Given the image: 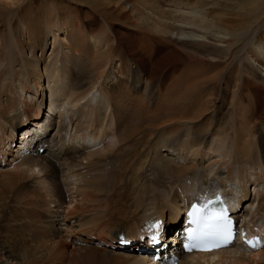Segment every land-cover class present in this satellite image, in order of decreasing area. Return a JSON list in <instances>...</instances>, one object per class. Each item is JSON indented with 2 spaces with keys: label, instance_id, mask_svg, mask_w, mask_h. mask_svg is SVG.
Segmentation results:
<instances>
[{
  "label": "bare ground",
  "instance_id": "bare-ground-1",
  "mask_svg": "<svg viewBox=\"0 0 264 264\" xmlns=\"http://www.w3.org/2000/svg\"><path fill=\"white\" fill-rule=\"evenodd\" d=\"M57 1L51 0V4L49 0H16V10L21 9L18 19L13 29L7 26V35L0 36V153L3 154L6 145L12 144L9 140L13 139L14 132L18 129L22 132L26 123V129L30 126L33 129L30 127L21 134L25 142L14 151L15 156L33 144L36 149L39 144H48L46 153L20 159L13 170L0 168L3 186L0 192V264H65L68 258L74 261L80 252L90 256L100 254L104 264H155L134 253L121 252L112 243L120 232L131 231L128 223L132 228L141 212H157L169 222L177 217L183 196L187 198L195 190L196 181L203 178L197 170L198 158L208 161L209 154L216 155L220 151V147L209 144L211 133L201 131L198 126L192 127L197 119L204 121L206 113H201L215 107L216 113L210 112L211 118L218 113L229 115V121L234 119L228 138L231 163L221 162L225 176L218 179L219 183L235 181L240 188L236 198L240 204L243 201L247 204L249 186L256 188L263 181L259 174L251 182L250 170L264 169V102L260 109H237L238 105L232 100L235 95L242 94V99L251 103L248 92L255 90L256 85L247 73L255 76L257 70L264 100V36L254 39L257 30L264 27V0H250V6L245 7L247 18L239 26L233 17L216 16L220 7L217 0H156L155 4L151 0ZM25 2L26 10L23 9ZM63 2L73 9L62 7ZM221 6L227 7L226 3ZM207 12L214 15L210 20ZM73 13L76 16H71ZM116 17L130 22L131 27L118 29L108 22L109 32L100 38L110 46V55L120 58L115 66L117 70L113 69L108 76L109 87L100 84L102 86L97 88L106 98L109 111L102 113L97 106L88 109L91 125L86 127L92 137L115 138V143L82 155L71 147L66 148L65 144L61 146L62 128L58 122L53 135L46 134L41 139L39 135L46 132L52 123L50 117L55 115L52 109L57 100L55 96L70 97L78 104L84 98L81 90L89 85L95 87L110 68L105 54L93 52L86 39H93L90 34L98 31L104 21ZM53 26L56 28V33L53 32L55 42L58 35L63 36L53 47L56 49L53 53L57 52L54 59H58V53L62 56L61 69L56 65L52 67L53 58L46 65L41 58L49 33L46 30ZM250 35L244 48L257 46L243 59L245 68L239 72L233 50ZM39 52L40 57L37 56ZM126 60L135 64L138 75L143 76L136 82L142 81L146 95L152 92H163L162 96L166 92L178 94L168 99L162 97L163 101L157 99L151 109L145 104L141 91L133 88L128 91L127 83L117 86L128 67V63L124 67ZM202 63L205 64L200 66ZM222 63L224 65L220 66ZM205 66H213L210 68L215 70L212 75ZM98 71L99 78H86ZM43 72L49 84V113L45 115L49 116V123L38 116L41 99L46 98L42 87ZM22 94L30 95L27 96L30 100L24 99ZM20 111L23 114H18ZM108 112L111 119L106 121ZM79 113L83 117L86 114L82 110ZM16 117L20 120L15 128ZM77 124L72 128L74 131L78 130ZM7 131L11 132L10 137ZM184 131L185 139L181 140L179 134ZM255 138L257 148L252 147ZM169 145L185 162L159 155L161 149L170 148ZM50 153L55 155L54 159ZM111 155L115 156L114 160L109 159ZM11 163L8 161V165ZM73 164L78 167L74 173L75 189L70 195H64L60 184H56L58 170L69 172ZM108 165L115 170L113 175L103 170ZM153 168L155 171L151 172ZM84 175L86 177L81 178ZM35 178L39 179L38 186L32 182ZM182 178L184 183L180 185ZM175 186L180 191L170 190ZM251 192L253 199L248 204L249 209L256 204L251 214L260 210L264 216V190ZM245 212L244 208L243 217ZM93 236L97 242H91ZM76 240L84 244L77 246ZM181 264H264V250L245 254L239 246H234L218 254L183 256Z\"/></svg>",
  "mask_w": 264,
  "mask_h": 264
},
{
  "label": "rangeland",
  "instance_id": "rangeland-1",
  "mask_svg": "<svg viewBox=\"0 0 264 264\" xmlns=\"http://www.w3.org/2000/svg\"><path fill=\"white\" fill-rule=\"evenodd\" d=\"M56 2H58L57 0H55ZM152 1V2H151ZM150 2L151 3H154L155 4V2H156V0H151ZM218 2H219V9L218 10H216V16L217 15H219V14H225V15H227L229 18H232L233 17V19L237 22V25L239 26V24H240V22L242 21V20H245L246 18H247V15H246V13H245V11H247V9L245 8L246 6H250V4H251V1L250 0H217ZM11 2V3H10ZM49 2L52 4V2H51V0H49ZM2 3H4V4H2ZM13 3V4H12ZM226 3V5H227V7H222L221 5L222 4H225ZM26 2L24 3V7H23V9L24 10H26ZM51 4H50V6H51ZM22 6V5H21ZM65 7V8H72L73 9V6H68V4L66 3V2H63L62 3V7ZM78 7V6H77ZM79 8V7H78ZM63 11V10H62ZM20 12H21V9H18V10H16V0H5V2H0V36H2V35H7V33H8V27L7 26H9L11 29H13L14 28V24H15V21L18 19H16V17L17 16H19V14H20ZM70 13V12H69ZM71 14V13H70ZM207 15V17H208V19L210 20V18H211V16H214L212 13H210V12H207L206 13ZM12 15V17H10ZM71 16H76L75 15V13H73ZM132 17V16H131ZM10 18V19H9ZM215 18V17H214ZM56 20H57V17L55 18ZM216 19V18H215ZM131 20H133L132 18H131ZM108 22H110V23H114L115 24V26L118 28V29H120V28H122V29H126V28H130L131 27V23L130 22H124L123 20H121V19H117V17L116 18H113L112 19V21L111 20H107V21H104L103 23H102V27L98 30V31H96L95 33H93V35H89V36H91V37H93V39H86V41H87V45L90 47V48H92V50H93V52H99V53H104L105 54V58H106V60H108L109 61V67L110 68H108L105 72H104V75H103V77L101 78V83H100V81L99 82H97L96 84H94L95 85V87L94 86H92V85H89V86H87V87H85L84 88V90L82 89L81 90V92H84L83 94H84V98L82 99V100H80V102L78 103V104H75L73 101H72V98L70 99V97H59L58 95H56L55 96V98L57 99L53 104H52V109L53 110H55L54 112H55V115L53 116H51L50 117V119H51V122L52 123H50L51 125H50V127L46 130V132H43L44 134L46 133L47 135H53V133L56 131V127L58 126V125H56V123L58 122V123H60L59 124V126L62 128V130L64 131L65 130V125H63L62 124V122H61V117H62V115H63V111L66 109V112H68V114L69 113H71V115H76V113H77V117H75L74 119H72L70 116H69V120H70V123H71V128H73L74 126H75V124H76V122H78V124H77V129L78 130H80L79 132H78V130H73L74 132H76V133H80L81 132V130L82 129H86V127L87 126H89V125H91V119L87 116V113L89 112L88 111V109L89 110H91L92 108H94V107H100L101 108V112L103 113H106L107 111H109V107H108V104H107V101H106V98L104 99V98H101L100 99V96L99 95H101V97H103L102 96V93H99L98 94V87H101L102 85H107L108 87H109V85L110 84H108V81H107V79L109 78L108 76L111 74V73H113L112 72V70L114 69L115 71L117 70L116 69V64L117 63H120V58L119 59H116V57H115V55L114 54H111L110 55V53H111V51L109 50V45H107V43L106 42H104L102 39H100V38H103L105 35H107V32H109V29H108V27H107V23ZM136 22V21H135ZM134 22V23H135ZM85 26V25H84ZM86 30H87V28L86 27H84ZM54 29H56L55 28V26H53L52 27V29L50 30V28L48 27L47 28V35H46V40H45V42H46V45H45V49H44V51H43V54H42V60L44 61V64L46 65L47 63H49V62H51V58H53V61H52V63H51V65H52V67L54 66V65H56L57 66V68H59V69H61L60 67L62 66V63L60 62V60H61V54H59L58 53V55L59 56H57L58 57V59L56 60V59H54L55 58V53L57 54V52H54L53 53V51H55L56 49H54L53 47H54V43L56 44L58 41V39H60V38H62L63 36L62 35H58V37H57V39H56V42H55V40H54V33H56V32H54ZM127 30V29H126ZM54 32V33H53ZM62 34H63V32H62ZM258 35H260V36H264V27H261V28H259L258 30H257V33L255 34V36H254V39H257L256 38V36H258ZM4 36H2V37H4ZM251 36L252 35H250V36H246V37H244L240 42H239V45L238 46H236L235 47V49L233 50L234 51V54H233V59L235 58L236 60H237V65H238V71L240 72L241 71V69H243V68H245V65H244V62H243V59L246 57V56H248L249 55V52L254 48V47H256L257 46V44L255 45V46H250L251 48H249V46L245 49L244 48V46L245 45H248V40H249V38H251ZM259 36V37H260ZM90 38V37H89ZM101 41V43L99 42V41ZM90 41V42H89ZM95 42V43H94ZM264 42V41H263ZM60 52V51H59ZM37 56H39L40 57V52L39 53H37ZM56 57V58H57ZM51 59V60H50ZM234 59V60H235ZM55 60H56V63H55ZM198 61H203L202 59H197ZM58 61V62H57ZM126 63H128L127 64V69H126V71H125V74H124V76H123V79L121 78V80H118V82H117V86H118V83L120 84V86H122L121 85V83L123 84V83H125V85H126V83L128 84L127 86H128V91L130 90H132V88L133 89H135L136 90V92H139V91H141V93H143L142 94V98H143V100H144V102H145V104H149V107L152 109V107H153V105H152V103L153 104H155L156 103V100L157 99H159V98H164V99H168V98H171V97H175L178 93H176V92H166L163 96H162V94H163V92H152V93H147V95H146V93L144 92V85L142 84V81H141V83L139 84V82L137 83L136 82V79L137 78H143V76L142 75H138V74H140L138 71H137V67H136V65L135 64H133L132 62H129V61H127L126 60V62H125V64H124V67H125V65H126ZM203 64H205V63H202V64H200V66H203ZM50 65V66H51ZM224 64L222 63V64H220V66H223ZM114 67V68H113ZM123 67V68H124ZM213 66H210V68H212ZM210 68H207L206 66H205V70L208 72V74L209 75H212L213 74V72L215 71V70H210ZM41 69L43 70V66H41ZM257 72H258V70H257ZM256 72V73H257ZM97 73H99V71L98 72H96L95 73V75H93V74H88L87 76H86V78H90V77H92V76H94V77H97V78H99V74H97ZM255 73V76H253V75H251V74H249V73H247L248 75H249V77H250V81H252V83L254 84V85H256V89L255 90H251V91H249L248 92V96H250V98H251V103L249 102V101H247L245 98L244 99H242V94H240L239 96L238 95H235V99L234 100H232V102L233 103H236L237 105H238V107H237V109H260L261 108V104L264 102V100L262 99V91L259 89L260 87H259V84H258V76H257V74ZM76 74H79V72L76 70ZM242 75H244V72H242L241 73ZM137 76V77H136ZM120 81V82H119ZM136 83H135V82ZM65 84H67L68 83V80H65V82H64ZM111 84H112V82H110ZM135 83V84H134ZM47 84V85H46ZM100 84H102V85H100ZM49 84H48V82H47V79L45 78V74H44V72H43V79H42V87L44 88V93L46 94V98H45V96L43 97L44 98V100L43 99H41V101H42V108L44 107V108H46V106H47V112L45 111V113L43 114V116L45 117V115L47 114V113H49L48 112V108H49V97H48V94H49V91H48V86ZM52 85V83H50V86ZM89 87V88H88ZM47 88V89H46ZM183 89V88H182ZM88 93H86V92ZM55 92H57V90L55 91ZM136 92H134L133 91V94L134 93H136ZM78 94H79V92H78ZM86 94V95H85ZM187 94L189 95L190 94V91L189 92H187ZM22 96H24V99H27L26 98V96L24 95V94H22ZM29 98V97H28ZM161 99L162 101L164 100V99ZM90 99V100H89ZM27 101H29L28 99H27ZM226 102H227V99L225 100ZM35 103V102H34ZM39 103V102H38ZM81 103V104H80ZM89 105H88V104ZM94 105V106H92V105ZM60 105V106H59ZM76 105V106H75ZM88 106V108L86 109V110H83L84 108H80V107H84V106ZM91 105V106H90ZM107 105V106H106ZM77 106L80 108V109H78L77 111H76V108H77ZM244 106H246L247 108H244ZM39 109V111H38V116L40 115V117L43 119V117L41 116V111L43 110V109ZM149 108V109H150ZM221 109H225V107H222ZM79 110H82L84 113H86L85 114V116L83 117V115H80V113H79ZM44 111V110H43ZM86 111V112H85ZM34 112V111H33ZM212 112H214V113H216V110H215V107L213 108V109H211L210 111H207V112H203V113H201V114H205L206 113V115L204 116V121L202 122L201 121V119L200 120H196L195 121V124H193L192 125V127H196V126H198L199 127V129L201 130V131H203V132H209V133H211V137L209 138V144H213V146H215L216 148L217 147H220V151H219V153L218 154H216V155H214V154H207L208 156L207 157H209V159H208V161H207V158H206V161H202V163L204 162L205 164H206V166L208 167L207 169L209 170V171H211V170H213L214 168H216V166L218 165L217 164V161L218 162H221V156H223V158H222V160L224 159V158H226L227 156H226V153L228 154V138L231 136V133L232 132H230V127H231V123H233L234 122V119H232V118H230V121H229V119H227L228 117H229V115H227V116H220L218 113H217V116L216 117H212L211 118V113ZM18 114H23V111H20ZM32 115H33V113H32ZM106 115V114H105ZM87 117V118H86ZM47 120H48V123H49V116L48 117H45ZM109 119H111V114L109 115V112L107 113V118H106V121H108ZM19 120H20V118H17L16 117V121H15V123H14V126L13 127H17L18 126V122H19ZM198 124V125H197ZM31 125H32V123H31ZM20 126H21V124H20ZM19 126V127H20ZM18 127V128H19ZM24 127V126H23ZM22 127V128H23ZM96 130H99L98 128H95ZM19 131L21 130V129H18ZM17 130V131H18ZM48 131V132H47ZM83 133H85L86 131L85 130H83L82 131ZM7 133H8V137H10L11 135H10V133L7 131ZM185 131L184 132H182V133H180L179 135H181V137H182V139L181 140H184L185 139ZM188 134H190V132L188 133ZM208 136H209V134H208ZM178 138H180V137H178ZM7 138H5V140H6ZM89 140L88 142H90V144L92 143V147H88V144L85 142V140ZM10 141H12V139H10L9 140V142ZM23 142H25L24 140H22V143ZM82 142V143H81ZM96 142H98L97 143V147H95L93 144H95ZM78 143H80L79 144V146L83 149V150H85V151H82V149H78V148H76L75 146H69V145H64V143L61 141V146H65L66 148H70L71 147V149L72 150H75V151H78V153H80V154H86L87 152H94V151H96V150H99V149H101L103 146H105V145H107L108 143H111V144H114L115 143V138H108V139H106V140H103V139H99V136H95V137H92L90 134H89V136H82L81 137V140H80V142H78ZM77 143V144H78ZM209 146V145H208ZM254 146H256V148H257V140H256V138L255 139H252V147H254ZM122 147H124V145L122 146ZM224 153V154H223ZM161 154V152L159 153V155ZM162 155V154H161ZM53 157H55V155L53 156ZM211 157V158H210ZM114 158H115V156H114ZM114 158H113V155H111V157L109 158L110 160H114ZM200 158H198V160H199ZM211 159V160H210ZM213 159V160H212ZM197 160V161H198ZM210 161H213L212 163L210 162ZM80 162H85V160L84 161H80ZM203 163V164H204ZM209 163H211V164H209ZM85 163H82L81 164V166H85L84 165ZM204 164V165H205ZM7 166H9V165H7ZM106 167V166H105ZM105 167H104V171L108 174V173H111L110 175H113L114 173H115V170L113 169V167H111V169L109 170V171H107V170H105ZM71 168V170L68 172V171H63V170H61V169H59V167H58V178H56V184H60V187H61V189H62V193L64 194V195H70V193L71 192H73L74 191V189H75V185H76V183H75V181H76V177L74 176V173L75 172H77L78 170H77V164H73V166H71L70 167ZM253 168V167H252ZM5 169V168H4ZM63 169V168H62ZM249 169H251V167L250 168H248L247 170H249ZM257 169V168H256ZM254 169V170H250L251 171V173H252V171L254 172V174H250V178H251V182H253L256 178H257V176L256 175H259L260 174V176H262V178H263V180H264V177H263V175L261 174L262 172H264V169L262 170V168H260V169ZM85 170H87V169H85ZM153 171H155V169L153 168V170H151V172H153ZM259 171V172H258ZM36 172V171H35ZM86 175H88V177H87V179L88 178H90V175H89V173H87ZM86 175H84V176H82L81 178H84V177H86ZM129 176V175H128ZM37 178H41V176H37ZM67 179H70V181H67ZM72 180V181H71ZM83 180H86V179H83ZM197 180V179H196ZM1 181H2V179H0V183H1ZM32 182H34V183H39V179H33L32 180ZM77 182V181H76ZM196 182H198V180L196 181ZM189 185H190V183H188ZM37 186H38V184H37ZM36 186V187H37ZM42 186V185H41ZM70 186H72V187H70ZM251 186V185H250ZM250 186H249V188H248V191L250 192ZM263 187H264V185H262ZM261 189V186L260 187H253L252 188V191L253 190H258L259 192H261L262 190H260ZM0 189H1V191L0 192H2L3 191V186H2V184H0ZM253 193V192H252ZM250 194V193H249ZM54 197V196H53ZM67 197V196H66ZM59 198V197H58ZM59 200V199H58ZM243 203H245L244 201L243 202H241V204H243ZM11 204V203H10ZM52 206V205H51ZM53 210V209H52ZM137 220H135V222H136ZM131 223V222H130ZM2 225H3V228H6L7 227V225L5 224V222H3L2 223ZM128 226H129V229H131V225H129V223H128ZM70 238V237H69ZM79 255H82V256H79ZM82 258V259H81ZM77 260V261H76ZM65 264H104V261H102V257H101V255L100 254H94V255H92V256H90V255H84V254H82V252H80V253H77L76 254V259L73 261V259H71V258H68L67 260H66V262H65Z\"/></svg>",
  "mask_w": 264,
  "mask_h": 264
},
{
  "label": "snow or ice",
  "instance_id": "snow-or-ice-1",
  "mask_svg": "<svg viewBox=\"0 0 264 264\" xmlns=\"http://www.w3.org/2000/svg\"><path fill=\"white\" fill-rule=\"evenodd\" d=\"M188 222L196 226L189 230V234L192 237L209 238L216 247L226 246L231 243L232 233L225 221V212L223 209L209 210L207 204H193L189 211ZM158 226L157 224L152 227ZM248 243L250 247L255 248L259 242L254 243L249 241Z\"/></svg>",
  "mask_w": 264,
  "mask_h": 264
}]
</instances>
